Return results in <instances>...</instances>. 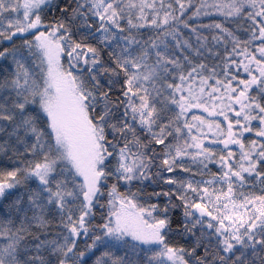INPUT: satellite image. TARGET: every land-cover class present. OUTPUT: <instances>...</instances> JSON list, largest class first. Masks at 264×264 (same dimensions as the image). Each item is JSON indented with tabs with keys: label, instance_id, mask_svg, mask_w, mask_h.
I'll list each match as a JSON object with an SVG mask.
<instances>
[{
	"label": "snow or ice",
	"instance_id": "1",
	"mask_svg": "<svg viewBox=\"0 0 264 264\" xmlns=\"http://www.w3.org/2000/svg\"><path fill=\"white\" fill-rule=\"evenodd\" d=\"M0 264H264V0H0Z\"/></svg>",
	"mask_w": 264,
	"mask_h": 264
}]
</instances>
